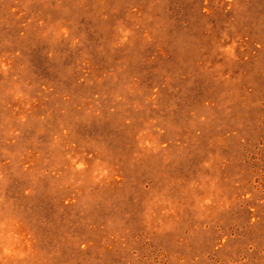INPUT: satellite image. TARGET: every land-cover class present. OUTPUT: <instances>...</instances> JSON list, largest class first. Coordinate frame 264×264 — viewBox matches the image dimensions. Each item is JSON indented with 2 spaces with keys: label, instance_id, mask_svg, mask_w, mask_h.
I'll return each instance as SVG.
<instances>
[{
  "label": "rangeland",
  "instance_id": "1",
  "mask_svg": "<svg viewBox=\"0 0 264 264\" xmlns=\"http://www.w3.org/2000/svg\"><path fill=\"white\" fill-rule=\"evenodd\" d=\"M0 264H264V0H0Z\"/></svg>",
  "mask_w": 264,
  "mask_h": 264
}]
</instances>
